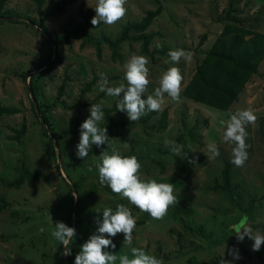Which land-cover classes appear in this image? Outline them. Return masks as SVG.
Instances as JSON below:
<instances>
[{
    "label": "rangeland",
    "instance_id": "obj_1",
    "mask_svg": "<svg viewBox=\"0 0 264 264\" xmlns=\"http://www.w3.org/2000/svg\"><path fill=\"white\" fill-rule=\"evenodd\" d=\"M56 1L40 0L37 8L36 0H7L1 8L10 16L0 19V107L11 109L12 113H0V264H63V245L51 236L56 222L76 229L71 255L65 256L67 264H74L81 246L97 229V224L87 223V217L118 204L129 207L136 219L131 245L123 244V234L112 238L118 256L131 258V248L136 247L162 259L164 264L204 261L214 256L232 264H264V245L257 252L252 251L253 241L246 237L238 242L233 227L250 206L253 218H247V225L253 234L257 231L264 234V202L262 207L248 203L264 194V64L227 111L192 103L182 96L180 103H174L166 96L161 110L146 122L107 131L109 137L114 138L112 147L121 155L138 158L142 165L141 179L175 185L176 203L162 220H154L99 184L95 165L100 163L99 156L107 150V145L100 148L93 145L85 160L77 157L76 145L80 138L79 124L90 115L88 109L92 104L110 109L109 116L114 122L129 121L126 113L117 110V98L103 92L100 96L99 74L107 75L110 86L126 84L123 65L133 54L141 55L139 44L128 39L120 45L119 57L112 60L106 44L96 47L83 38L114 40L122 25L139 21L157 4L155 0H127L126 16L116 25L101 23L93 27L91 19L95 15L96 0H75L62 14L44 18L42 28H38L45 10ZM158 1L161 11L147 29L155 34L148 50L187 48L194 55L191 62L182 59L177 65L165 64L167 58L154 56L148 65L151 83L144 98L159 86L160 76L172 66L181 70L183 89L202 59V53L220 32L223 24L219 19L228 7L236 10L232 14L244 25L257 19V31L264 32V0ZM26 22L29 26L23 24ZM64 36L67 40L64 44L52 43L54 38ZM202 36L205 40L198 45ZM27 70L31 71L22 80ZM32 75L37 78L38 103L49 128L56 133L51 142L48 127L40 124V115L35 117L31 110V104L37 107L27 93ZM92 78L95 82L90 90L82 92ZM62 82V94L56 98L57 87ZM163 109L167 110V125L165 130L157 132L154 127ZM241 109L253 110L258 119L246 128L248 159L238 168L230 163L234 145L221 142L224 129L219 121L229 119L228 113ZM105 125L104 120L99 126ZM21 128L19 138L13 140L15 132ZM177 137H180L177 144L183 145L179 157L171 153L166 143L176 142ZM212 142L220 151L216 159L208 158V145ZM125 143L129 147L125 148ZM20 164L28 171L41 173L42 179L30 186L23 183L19 188L9 187L7 184L18 176L16 169ZM226 165L231 172L230 188L236 187L231 195L237 197L234 199L239 200L244 211L230 208L220 191L211 190L214 181L221 183ZM73 182L77 183L82 199L79 216L74 218L70 214ZM175 233L179 234V244L173 237ZM216 239L218 243L214 242ZM232 248L239 251L238 261L228 255Z\"/></svg>",
    "mask_w": 264,
    "mask_h": 264
},
{
    "label": "clouds",
    "instance_id": "obj_2",
    "mask_svg": "<svg viewBox=\"0 0 264 264\" xmlns=\"http://www.w3.org/2000/svg\"><path fill=\"white\" fill-rule=\"evenodd\" d=\"M126 4L127 0H96L95 15L91 19V24L93 27L101 23L107 26L116 25L126 16ZM193 55L191 51L182 48L170 50L167 54L168 59L164 63L177 65L182 59L191 62ZM149 64L148 57L133 54L123 65V79L126 84L121 82L118 86H110L107 75L99 74V91L117 98V110L126 113L130 122H137L150 112L160 111L166 96L171 102H181L183 76L180 68L176 66L164 71L159 78V86L144 98L151 83ZM88 111L90 115L80 125V138L76 145L77 157L85 160L93 145L97 148L107 145V150L99 156L100 163L95 165L99 184L107 186L112 193L121 199H126L140 212L148 213L152 219L162 220L168 214L169 208L176 203L175 185L158 183L154 179H141L142 165L138 158L135 155H121L118 149L112 147L114 138L109 137L107 127L99 126L103 123L105 115L102 105L92 104ZM228 116L229 119L221 118L219 121L224 129L221 142L234 145L230 163L238 168L243 167L248 159L246 128L248 125H254L258 117L251 109L237 110L235 113H228ZM166 143L170 145V151L174 156L179 157L182 154L183 145L175 142ZM124 147L129 146L125 143ZM208 153L209 159L220 156L215 142L208 145ZM95 223L96 232L81 246L75 256L74 264H117V262L118 264H164L162 259H157L142 248L132 247L131 258L128 255L118 256L115 253L116 245L112 238L123 234V244L131 245L136 228V219L131 209L124 204H118L115 211L110 207L104 208L102 217H98ZM233 227L238 242H243L246 237L253 241L252 251L257 252L264 245V234L259 231L253 234L252 229L247 225L246 216ZM76 235V229L63 222H56L51 231V236L63 245L64 256L71 255V243ZM228 255L234 261L240 259L236 248L229 249ZM221 264H232V262L223 259Z\"/></svg>",
    "mask_w": 264,
    "mask_h": 264
},
{
    "label": "trees",
    "instance_id": "obj_3",
    "mask_svg": "<svg viewBox=\"0 0 264 264\" xmlns=\"http://www.w3.org/2000/svg\"><path fill=\"white\" fill-rule=\"evenodd\" d=\"M5 1L7 0H0V17L10 16L8 12L1 10ZM74 2L75 0H57L51 7L45 10L43 14V19L39 21L37 27L42 28L44 18H54L62 14L65 8L73 4ZM36 3L37 8H39L40 0H36ZM155 3L157 4L156 8L154 10L146 11L139 21H128L124 25H122L118 36L114 40H110L108 38H83L84 36L82 38L84 39V41L90 42L96 47H98L100 44H106L111 51L112 60H115L119 57L117 51L120 45L128 39L132 43H138L139 53L143 56H147L148 58H150L151 62L154 56H157L158 58L162 57L168 59L167 54L170 51V49L168 48L162 47L153 48L151 51L148 50V45L155 34L147 32V29L153 19H155L161 11V5L159 4V1L155 0ZM232 12L236 13V10H231L228 7L223 17L219 19V21L223 24L220 29V32L213 40L211 46L205 52L202 53V59L196 65L190 78L188 79L181 91V96L191 101L192 103L205 105L222 111H227L232 105L237 102V99L239 98L245 85L254 80L255 76L258 75V69L260 65L264 64V32L257 31L259 27L258 20L255 19L254 21H252V23L244 25V22L239 19L237 20L235 15L232 14ZM23 24L29 26L27 22ZM73 32L78 34L77 30H74ZM45 34L46 33H44L45 39L47 43H49L50 41L48 40ZM204 40L205 36H202V38L198 42V45H202ZM66 41V37L64 36L60 38H54L52 40V43L58 45L64 44ZM182 49L190 51V49L187 48ZM98 54L99 52H97V55ZM52 65L53 63L48 65L46 68L48 69ZM30 71L31 70H27L23 72L21 76L22 80H24V78L28 76ZM36 79L37 78L33 75L29 77L28 88L31 91L32 96L37 105L38 114L41 118L40 124L46 125L48 127V139L49 142H51V140H54L56 138V133L49 128L44 111L41 109V105L38 103L37 87L35 82ZM94 82L95 79L92 78L88 83L85 84L84 88L82 89V92L89 91ZM63 86L64 83L62 82L57 87L56 98H59L61 96ZM101 95L102 92L100 93V96ZM31 110L33 111V114L36 117L37 114L32 104ZM102 110L105 114L104 120L107 123L105 127H107L108 132L111 128L124 126L132 127L134 123H144L155 114V112H150L147 115L143 116L137 122H114L109 116L110 109H106L102 106ZM0 113L9 114L12 113V110L0 107ZM166 125L167 110L163 109L159 113L158 121L156 123V126L154 127V131H163L165 130ZM22 131V128L19 131H16L12 139L17 140ZM175 140V143L177 144L180 140V137H177ZM16 170L18 176L12 182L7 184L9 187L19 188V186L23 183H26V185L30 186L34 181L42 179L41 173L37 171H28L23 167L22 164H20L19 168H17ZM230 178V168L229 165H226L223 167L222 170L221 183L219 184L214 181L211 190L220 191L223 194V197L229 203L230 208H235L237 211H244L239 204V200L234 199L237 197L231 195V193L235 191L236 187L233 186L232 188H230ZM71 191L74 192L77 196V212L75 215V217H77L79 216V206L82 199L77 190L76 182L72 183ZM262 202H264V194H261L258 198L250 199L248 201L249 204L253 206L258 205V207L263 206ZM132 207L136 208L134 205H132ZM110 208H112L113 211H115L116 209V207ZM72 213L73 207L70 214L72 215ZM102 213L103 210L92 213L87 217V223L96 224V219L98 217H102ZM242 216H246L249 219L253 218L252 213H250V206L249 209H246V212ZM242 216L239 218L240 221L243 218ZM69 219L70 218L68 217V220ZM185 230L190 233L189 229ZM175 234L176 235H174L173 237L175 239V242L179 244V239H177L179 237V234ZM214 242L218 243V240L216 239ZM163 257L165 258V255H163ZM258 258L260 259V257ZM221 261L222 259L220 257L214 256L204 261H197L196 259L187 260L185 264H221Z\"/></svg>",
    "mask_w": 264,
    "mask_h": 264
},
{
    "label": "water",
    "instance_id": "obj_4",
    "mask_svg": "<svg viewBox=\"0 0 264 264\" xmlns=\"http://www.w3.org/2000/svg\"><path fill=\"white\" fill-rule=\"evenodd\" d=\"M0 19H2V17H0ZM42 34H43V32H42ZM27 90H28V93H29V96H30L31 101L33 102V101H34V98H33V96H32V93H31V91L29 90V88H27ZM33 106H34V109H35L36 114L39 115V114H38V109H37V107H36L34 104H33ZM72 193L74 194V200H73V213H72V217L74 218L75 215H76V212H77V196H76V194H75L74 192H72ZM63 264H67L65 256H63Z\"/></svg>",
    "mask_w": 264,
    "mask_h": 264
}]
</instances>
